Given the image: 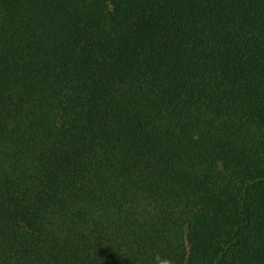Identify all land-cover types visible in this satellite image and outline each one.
I'll use <instances>...</instances> for the list:
<instances>
[{
	"label": "trees",
	"instance_id": "16d2710c",
	"mask_svg": "<svg viewBox=\"0 0 264 264\" xmlns=\"http://www.w3.org/2000/svg\"><path fill=\"white\" fill-rule=\"evenodd\" d=\"M0 264H264V0H0Z\"/></svg>",
	"mask_w": 264,
	"mask_h": 264
}]
</instances>
